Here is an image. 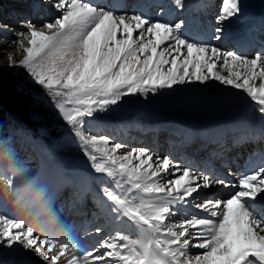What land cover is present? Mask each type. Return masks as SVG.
Instances as JSON below:
<instances>
[{
  "label": "snow or ice",
  "instance_id": "snow-or-ice-1",
  "mask_svg": "<svg viewBox=\"0 0 264 264\" xmlns=\"http://www.w3.org/2000/svg\"><path fill=\"white\" fill-rule=\"evenodd\" d=\"M47 2L58 13L52 20L26 21L20 31L0 25L23 53L16 61L6 52L7 66L24 69L45 91L85 168L53 169L42 185L12 148L4 150L0 264H264V166L230 183L102 131L126 99L210 82L242 92L264 121V47L249 56L211 43L224 39V22L241 15V0H222L209 39L186 33L183 19H164L186 0L157 5L155 19L148 5L128 12L93 0ZM258 135L264 129H248L242 139ZM214 186L234 191L223 200L198 199ZM66 188L69 212L86 215L91 199L82 232L99 239L90 248L54 210ZM8 205L24 218L5 214Z\"/></svg>",
  "mask_w": 264,
  "mask_h": 264
},
{
  "label": "rangeland",
  "instance_id": "rangeland-1",
  "mask_svg": "<svg viewBox=\"0 0 264 264\" xmlns=\"http://www.w3.org/2000/svg\"><path fill=\"white\" fill-rule=\"evenodd\" d=\"M151 1L152 0L146 3V5L150 3L153 4ZM93 2L97 3L96 0H93ZM192 2L193 0H186L185 8L175 14L177 17L174 22L183 19L185 21V27L187 26L188 15H182V12H184ZM216 3V14L210 18L212 21H217L216 17L219 14L222 0H216ZM241 3L243 7L245 6L246 8L255 6V10L259 7H264V0H241ZM0 4H2L0 5V25H9L10 28L17 31L24 30L26 21L39 24L44 21L52 20L58 15L47 0H0ZM97 4L111 9L109 4ZM139 5L145 6V4ZM137 6L138 5L132 4L130 7H126L124 11L131 12L133 9H136ZM155 14L156 12L153 11L152 16L154 17ZM259 15L261 16V14ZM228 22L229 21L224 22L223 25L225 29L224 36L227 33ZM4 38L7 39V43H5ZM15 38L16 37L11 31H0V68L5 71H13L14 73H23L28 77L24 69L7 66L9 61L6 52L10 53L16 61H19L23 56V53L17 51L15 45L12 44ZM224 38L226 39V37ZM211 43L218 45L221 41L213 40ZM229 46L230 45L227 44L224 49L230 50ZM254 54L255 53H251L249 56ZM28 79L33 82L29 77ZM255 112V105L239 90L220 85L218 82H210L207 85L193 84L181 86L173 90H166L160 95L150 96L147 100L143 97L126 99L121 104L120 108L116 109L114 114H110L107 118L109 120L116 118V120L113 122L105 120L102 131L105 134L112 135L117 140H123L129 148L147 147L157 154L167 155L173 159L165 148L159 147L155 149L153 145L149 146L150 142L146 138L134 141L130 136L134 134L133 132L139 131L142 125L144 126L145 135L148 136L151 133L158 132L157 130L167 135L169 129L178 127L186 128L192 133L200 132L203 128L208 126L218 127L233 122H240L245 125L246 128L243 129L244 132L248 129H253L258 130L256 132L260 133L261 129H264V121H262L257 112L254 115ZM249 116L252 117L250 118ZM57 117L60 118L59 115ZM60 120L62 121L61 118ZM120 128L123 129L127 137L122 136L121 139V137L118 136ZM6 129L11 134V137L19 136L18 124L14 119H11L10 122L8 121ZM61 129L63 131L59 132H65V136L63 139L57 141H48L43 135L39 134L35 137L27 135L26 137L29 138L28 144H22L21 142L18 144L15 139H8L0 142V168L7 167L8 162L4 156V150L10 147L15 151L18 161L23 162L26 167L30 168L33 174H40V182L42 185H47V172L52 164L56 169L83 170L85 168V162L84 160L81 162L78 161V156L80 158L81 153L77 145L70 142L68 127L64 125ZM129 130H132L130 133L133 134H130ZM135 135L136 134L133 136ZM165 139L168 140L169 138ZM259 139L261 140L262 138ZM256 151H259V153L256 155L252 154L251 158L257 157L263 159L262 166H264V142L261 144L257 143L255 151L250 150L249 154ZM181 165L185 166L184 164ZM196 170L199 171V169ZM70 191V188H66L58 194L54 210L57 211L59 217H63V219L66 220V225L73 226L76 235L80 237L84 247L90 248L95 241L99 239L95 234L91 237H85L82 232V226L85 222L92 219L91 212L89 211L93 210L91 199L87 198L88 213L84 215V217L75 220L69 217V214L66 215L67 201L65 199V193ZM200 194L199 200L206 198L217 200V197L211 196L214 194L213 190L202 191ZM61 207H65L66 210L60 212L59 209ZM4 213L18 218H24V214L17 212L11 205H8ZM74 213L75 212H70V214L75 215ZM101 223L102 220L95 221V224ZM87 226L89 230H91L95 225L88 224Z\"/></svg>",
  "mask_w": 264,
  "mask_h": 264
},
{
  "label": "bare ground",
  "instance_id": "bare-ground-1",
  "mask_svg": "<svg viewBox=\"0 0 264 264\" xmlns=\"http://www.w3.org/2000/svg\"><path fill=\"white\" fill-rule=\"evenodd\" d=\"M151 2L155 5H165V6L168 5V0H152ZM214 3H215V0H193V2L187 7V9L184 12H182V15H188V23H187V26L185 27L186 33L197 34L202 39H209L212 36L213 30L217 26V21L207 20L206 16L208 14L210 16H214L213 15L214 12L216 13L217 7L215 6V8H214ZM254 8H255V6L254 7L251 6V8L250 7L246 8L245 6L243 7V5H242L241 15L239 17L232 18L228 22L227 34L225 36L226 39L224 38L225 40L223 39L222 42H228L230 39L237 40V39L241 38V43L244 42L245 44H247L249 49L256 47L258 43H259L258 48L261 49L262 47H264L263 42H258L256 37L251 38V36H249L255 30L258 23L259 22L263 23V21H264V7H259L257 10H255ZM153 11L154 10L150 9L149 12H147V11H145V12L148 15H150L151 13H153ZM177 13H179V12L173 11L171 13V15L164 16V19L168 20L169 22H174L175 18L177 17V16H175V14H177ZM259 14H261V16H259ZM210 16H209V18H210ZM152 18L155 19L157 17H156V15H154V17H152ZM209 24H210V26H209ZM213 25H215V26H213ZM211 29H213V30H211ZM245 40H248V43ZM218 45L220 46L221 43H219ZM233 48H234V51H237L239 53L246 52V46H242L239 43ZM244 55H247V54H244ZM255 114H256V112L254 113V115ZM180 128L182 129L184 134H186V135L190 134V131L187 130L186 128H183V127H180ZM244 128H246V126L243 125L242 123L233 122V123L221 125L218 127L208 126V127L203 128V130H201L200 132H193L191 135H196V136H200V137H204V135L220 136L223 134H228L229 132H232L235 130L237 131V134L239 132L241 134H243L242 132H243ZM142 129H143V125L141 126L139 132L142 131ZM256 131H258V130H255V132ZM156 133H153V135H156ZM131 134H133V133H131ZM138 136H140V134H138ZM259 138H262V137L257 136L256 139H251L249 142L247 141V139H244L242 142L244 144L251 145V142L256 143V141ZM254 146H256V145H254ZM252 151H254V147L252 148ZM257 153H259V151L254 152V155H256ZM245 164H247V165L245 167L242 166V168H244L242 170V172L235 174L229 180L230 183L238 182V180L242 174L251 173L252 171H254L257 168H259L260 166H262L263 165V159H260L257 157L250 158V160H247V162H245ZM53 169H56V167L52 164V165H50L48 172H47V184L51 180L50 172ZM220 177H222V176H220ZM213 188H215L214 194L216 193L217 199H219V200H223V199L228 198L229 195L234 191V189L231 187L214 186ZM211 196H213V194ZM198 199H199V197H198Z\"/></svg>",
  "mask_w": 264,
  "mask_h": 264
},
{
  "label": "trees",
  "instance_id": "trees-1",
  "mask_svg": "<svg viewBox=\"0 0 264 264\" xmlns=\"http://www.w3.org/2000/svg\"><path fill=\"white\" fill-rule=\"evenodd\" d=\"M57 116L56 109L40 86L23 73L0 68V142L15 139L18 144H28L27 135L35 137L39 134L48 141L61 140L65 132L59 131H63L61 128L66 124ZM11 119L18 124L19 136L11 137L6 129ZM106 120L113 122L116 118ZM83 160L82 154L80 158L78 156L79 162Z\"/></svg>",
  "mask_w": 264,
  "mask_h": 264
}]
</instances>
